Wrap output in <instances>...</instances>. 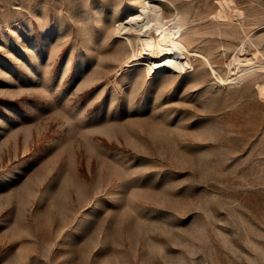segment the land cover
<instances>
[{
	"label": "rangeland",
	"instance_id": "1",
	"mask_svg": "<svg viewBox=\"0 0 264 264\" xmlns=\"http://www.w3.org/2000/svg\"><path fill=\"white\" fill-rule=\"evenodd\" d=\"M141 3L190 65H133ZM258 50L264 0H0V264H264V71L212 70Z\"/></svg>",
	"mask_w": 264,
	"mask_h": 264
},
{
	"label": "bare ground",
	"instance_id": "2",
	"mask_svg": "<svg viewBox=\"0 0 264 264\" xmlns=\"http://www.w3.org/2000/svg\"><path fill=\"white\" fill-rule=\"evenodd\" d=\"M227 3L230 4L229 1H227ZM220 4L222 6L224 3ZM239 13L241 15V12ZM217 16L225 17L226 15L221 10L218 12ZM117 28L119 34L122 35L120 37L125 38L130 46L134 48L133 65L144 66L148 72L158 73L162 71H171L173 67L169 59H174L183 67L190 65L191 56L198 55L199 53L190 49L178 25L173 24L161 12L144 3H141L140 7H138L135 12L131 13L127 19L119 21ZM132 35L135 36L134 39ZM245 44L246 41H243L239 45L233 57V61L240 63L241 58L239 55L245 54L243 52L245 50ZM258 52L259 50L245 56V60L247 61L246 64H251V67L244 69L240 73L234 72L224 77L219 74L215 68L212 67V70L221 82H237L246 74L254 71H264V64H255ZM203 57L208 61L207 56ZM257 89L260 96L264 97V84H258Z\"/></svg>",
	"mask_w": 264,
	"mask_h": 264
}]
</instances>
